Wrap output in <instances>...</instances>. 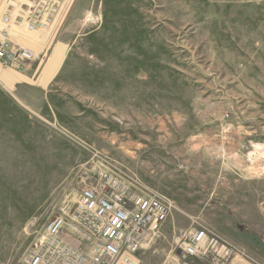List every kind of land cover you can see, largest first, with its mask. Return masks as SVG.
I'll use <instances>...</instances> for the list:
<instances>
[{"label":"rangeland","instance_id":"rangeland-1","mask_svg":"<svg viewBox=\"0 0 264 264\" xmlns=\"http://www.w3.org/2000/svg\"><path fill=\"white\" fill-rule=\"evenodd\" d=\"M13 30L36 58L0 65L19 78L0 80V264H23L108 176L173 205L138 264H176L196 227L235 248L230 264H264V173L249 169L264 159L247 162L264 145V0H74L48 30Z\"/></svg>","mask_w":264,"mask_h":264},{"label":"built area","instance_id":"built-area-1","mask_svg":"<svg viewBox=\"0 0 264 264\" xmlns=\"http://www.w3.org/2000/svg\"><path fill=\"white\" fill-rule=\"evenodd\" d=\"M24 1V0H22ZM74 0H9L1 16L0 65L24 68L36 51L17 42L13 28L28 33L52 28ZM25 6V9L22 8ZM229 118V115H225ZM172 203L160 193L118 176L79 191L72 208L52 218L28 249L23 264H138L137 254L161 232ZM176 264H230L235 248L202 227L178 233Z\"/></svg>","mask_w":264,"mask_h":264},{"label":"bare ground","instance_id":"bare-ground-1","mask_svg":"<svg viewBox=\"0 0 264 264\" xmlns=\"http://www.w3.org/2000/svg\"><path fill=\"white\" fill-rule=\"evenodd\" d=\"M7 9V8H6ZM6 11V10H5ZM66 52V51H65ZM65 57V56H64ZM58 58V59H57ZM56 60H59V57L58 56H56L55 57V61ZM56 73H57V71H56ZM54 78V77H53ZM4 80L5 82H9V81H11L12 83L14 82V81H17L18 79H17V76H16V78H15V76L13 77V75L12 74H9V73H4L3 75H1V77H0V80ZM21 80V79H20ZM254 148H253V151L251 152V153H249V155H248V160H247V162L249 161L252 165H254L256 162L257 163H259V161L260 160H262V159H264V145L263 144H255L254 146H253ZM248 162V163H249ZM249 163V164H250ZM262 163V162H261ZM260 163V164H261ZM252 165H250V166H252ZM257 165V164H256ZM259 165V164H258ZM258 165H257V167H258ZM264 165V164H263ZM262 165V166H263ZM254 167V166H253ZM264 167V166H263ZM245 169H246V167H245ZM249 169H251L252 170V172H254V174H258V173H260L261 171H263L262 173H264V168L261 170V169H258V168H253L252 169V167H250ZM250 170V171H251ZM252 174V173H251ZM261 174V173H260ZM259 174V175H260ZM258 175V176H259ZM256 176V175H255ZM234 261V260H233ZM235 262V261H234Z\"/></svg>","mask_w":264,"mask_h":264},{"label":"crops","instance_id":"crops-1","mask_svg":"<svg viewBox=\"0 0 264 264\" xmlns=\"http://www.w3.org/2000/svg\"><path fill=\"white\" fill-rule=\"evenodd\" d=\"M16 37V36H15Z\"/></svg>","mask_w":264,"mask_h":264}]
</instances>
